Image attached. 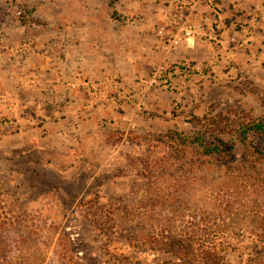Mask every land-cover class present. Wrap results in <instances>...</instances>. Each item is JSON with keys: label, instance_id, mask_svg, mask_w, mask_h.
<instances>
[{"label": "rangeland", "instance_id": "374dc122", "mask_svg": "<svg viewBox=\"0 0 264 264\" xmlns=\"http://www.w3.org/2000/svg\"><path fill=\"white\" fill-rule=\"evenodd\" d=\"M84 14L120 47L97 58L88 24L98 71L71 69ZM252 120L264 123V0H0V262L170 261L151 251L165 199L218 172L162 168L203 165L190 143Z\"/></svg>", "mask_w": 264, "mask_h": 264}, {"label": "trees", "instance_id": "16d2710c", "mask_svg": "<svg viewBox=\"0 0 264 264\" xmlns=\"http://www.w3.org/2000/svg\"><path fill=\"white\" fill-rule=\"evenodd\" d=\"M256 139H264V123L248 121L229 140L190 143L197 144L193 150L205 159L203 165L162 168L166 174L191 175L216 167L218 173L193 194L165 199L171 205L167 229L153 237L150 250L173 258L157 264H234L238 256L236 264H264V146ZM186 185L191 188L192 182ZM160 197L155 196L158 205ZM175 204L185 206L183 215Z\"/></svg>", "mask_w": 264, "mask_h": 264}, {"label": "crops", "instance_id": "0c3cea01", "mask_svg": "<svg viewBox=\"0 0 264 264\" xmlns=\"http://www.w3.org/2000/svg\"><path fill=\"white\" fill-rule=\"evenodd\" d=\"M88 12H90V11H88ZM91 17H93V15H91L90 18H89L87 15L84 14V15L81 16V18H78V20H75L74 21V25H76V27H78L79 29H81V31H79L78 28H74V31L71 32V36H70L71 37V40L73 42V45L71 46V49L73 48V51H72V55L70 56V61L71 62L72 61L74 62V67L72 66L71 69L74 68V71L75 72H77L79 70H85L87 72H90V71H98L99 70V68H98L99 65H97V66L92 65V63L87 59V56L88 55H91L92 53H94V52H92V51H94L93 50V48H94L95 49V54H96L97 58H99V59L102 60L103 57L105 56V52L101 48L102 47H105L106 50H107L108 49L107 47H109L110 45H112V44H109V38L110 37L108 36V33H107L108 30L106 29V26L108 24L107 19H105L104 16H100L98 18L99 20L94 18L96 16H94L93 18H91ZM93 21L99 22V24H100L99 27L101 29L100 31H102L97 36H95V38L96 39H100V42H101V44L99 46V49H97L98 44L96 46L94 45L95 47L92 48V44L90 46L87 43L88 39L89 38H92V34L91 33H93V27L90 28L91 31H89L90 29H89L88 24L92 23ZM102 23H104V26L105 27L102 25ZM99 27H98V24H97V28H99ZM83 36H84V38H83ZM116 37H117V39L118 38H122V39L125 38L123 34H116ZM83 39H85L86 42L84 41V43H82L83 42L82 41ZM120 40L117 43L119 44V46H122L120 44ZM82 45H84V46H82ZM112 46L115 49V52L114 53L116 55H118L119 54V51H120V47H118L117 45H112ZM91 48H92V50H91ZM97 50H98V52H97ZM89 51H91V53ZM81 60H83V62ZM96 75H98V74H95L94 73V76H96ZM89 82L91 83L92 80L90 79ZM89 82H87V83H89ZM101 84H103V82H99L97 84L98 85V88H99V86H101ZM148 97H150V96H148Z\"/></svg>", "mask_w": 264, "mask_h": 264}, {"label": "built area", "instance_id": "2783aa9c", "mask_svg": "<svg viewBox=\"0 0 264 264\" xmlns=\"http://www.w3.org/2000/svg\"><path fill=\"white\" fill-rule=\"evenodd\" d=\"M187 34H189V33H187ZM161 72H163V74L166 73V69H165V68H162V69H161ZM157 77H158V76H154V78H153V80H152V83H153V84H154V83H157V81H158ZM161 77H165V76H160V75H159L158 78H161Z\"/></svg>", "mask_w": 264, "mask_h": 264}]
</instances>
